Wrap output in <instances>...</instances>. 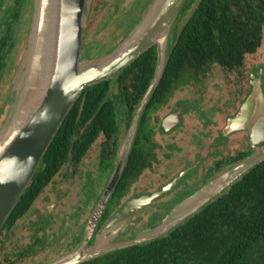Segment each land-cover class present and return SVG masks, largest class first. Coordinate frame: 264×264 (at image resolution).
Listing matches in <instances>:
<instances>
[{"label":"trees","instance_id":"trees-1","mask_svg":"<svg viewBox=\"0 0 264 264\" xmlns=\"http://www.w3.org/2000/svg\"><path fill=\"white\" fill-rule=\"evenodd\" d=\"M3 1L0 0V21L7 24V29L0 39V82L9 67L8 54L16 45L14 34L18 19L23 16L27 5L32 12L36 9L33 0H16L13 7L6 6ZM149 1L140 2V12L133 17L126 35L139 22L140 14ZM88 36L90 30L87 27L85 43ZM263 41L264 0L186 2L171 33L165 73L142 114L133 151L131 150L124 173L97 233L124 200L128 199L127 193L151 165L145 159L146 152L144 154L145 123L151 104L159 100L161 94L191 79L186 78L187 72L197 78V75L205 73L213 64H220L230 70L242 67L245 55L254 53ZM90 48L84 44L83 59L89 58ZM157 57V47L154 46L114 79L90 86L84 91L67 115L30 186L3 226L0 246L9 242L14 224L56 182L54 179L66 165L73 171L66 174L73 178L77 176L87 152L104 136L106 140L101 151L100 165H104L107 170L102 176V185H95L91 192H87L86 206L89 207L92 203L93 211L114 171L121 141L154 79ZM115 85L118 92H115ZM254 152L250 139L249 145L231 156L229 169ZM218 176L220 174L216 175ZM84 210L79 208L73 218L78 219ZM142 213L144 212L138 214V218ZM46 214L42 212L39 220L35 221L30 217V227L35 230L36 236L39 231H45L52 224L51 218ZM164 217L154 222L147 218L148 222L138 226L129 224L126 239L134 238ZM41 220L44 224L40 227ZM83 236L75 244H71L70 249L79 246ZM82 264H264V160L167 235L110 252Z\"/></svg>","mask_w":264,"mask_h":264},{"label":"water","instance_id":"water-1","mask_svg":"<svg viewBox=\"0 0 264 264\" xmlns=\"http://www.w3.org/2000/svg\"><path fill=\"white\" fill-rule=\"evenodd\" d=\"M187 1L153 0L143 17L112 52L101 59L90 60L83 59V48L92 1L49 0V24L42 30L43 0H38L27 61L23 63L24 78L19 83L22 88L14 102L13 121L8 123L0 136V232L84 91L90 86L114 79L154 46L158 52L154 79L133 116L114 171L86 223L83 240L78 248L50 264H82L116 250L163 237L264 160V92L261 84L253 83L249 97L225 127L228 132L249 131L255 149L252 155L191 195L188 202L181 204L180 210L169 213L134 238L117 240L131 220L168 193L186 171L160 190L125 201L97 233L126 168L142 114L165 73L169 39ZM183 109L175 115L179 116V123L183 118ZM11 129L15 134L5 145Z\"/></svg>","mask_w":264,"mask_h":264},{"label":"rangeland","instance_id":"rangeland-1","mask_svg":"<svg viewBox=\"0 0 264 264\" xmlns=\"http://www.w3.org/2000/svg\"><path fill=\"white\" fill-rule=\"evenodd\" d=\"M91 1V5L93 3L92 6L94 10L91 14V23L89 26L90 36H88L87 39V46L91 47L88 50L90 60H97L104 57V55H106L107 53L112 52L126 38L127 35L125 34V30L127 27L125 28V25L128 22L126 17H128L129 13H132V11H134V9L139 6L141 0ZM152 1L153 0H150L146 4L143 9L144 12H142L139 19L143 17L146 9L149 7ZM3 2H5L6 6L13 7L16 3V0H4ZM33 2H35L36 5L38 0H33ZM35 13L36 11L32 12V10L29 8V5H27V7H25L23 10V16L18 19V23L15 27L14 39L17 40L16 45L10 50V53L8 54V57L10 58L8 62L9 67L6 68L4 72V78L0 82V136L2 135V133H4V130L6 129L8 123H11L13 121L12 115L14 111V102L15 98L17 97L18 91L22 88L19 83H21L22 79L24 78L23 63L27 61ZM1 19L2 17H0V20ZM0 24L1 39V37L4 35V31L7 29V24L4 21H0ZM118 25H122V27L118 28ZM169 41H171V37ZM259 74L263 75V80L257 76ZM206 75L207 83H200V88L203 87V89L202 91H196L198 93L200 92V94L203 96L206 107L200 105L199 99L193 100V111L190 112L189 115L190 120H193V122L191 121L189 123H186V125L184 126L185 128L182 132V136L186 138L182 139L183 142H180L181 149H183V151L182 153H179L175 156L174 161L178 160V158L184 155L187 149V152L191 154L194 153L195 150H197V147L202 148V143L205 142L204 140L207 137V130L213 133V137L215 136L217 138V136L221 135L222 129L228 125L230 118L237 115L236 112L238 111V108L240 107L244 96L250 90L251 81L252 84H261L264 92V41L262 48H260L256 53L246 56L244 65L238 70L228 71L218 65H215L211 66L210 69L206 70V72L203 73V79ZM186 78L191 79H189L188 81L185 80V82L179 85V91L175 93V97H188L192 99L201 97V95L199 94H193L195 92V88L193 87L192 82L196 81V78H193L189 72L186 73ZM115 92H118L117 85H115ZM219 101H221L220 107L219 105H216ZM225 102L230 105L224 104ZM211 107L212 111H208L207 108L210 109ZM186 126L189 130L188 132L185 131ZM194 131L197 132V137L195 138L197 147L189 149L192 146V144L189 143L192 137L191 132ZM238 131L242 132L224 131L227 136H225L223 140H228V143L224 148H222L232 155L235 153V150L239 148H245L243 145L244 143H248L247 136H249V131L245 129H241ZM125 138H123L124 141ZM104 139L105 137L103 136L100 137L98 142L96 141L90 154L83 160L82 164L80 165V170L76 177L73 178L70 177V175L66 174L70 170L68 165H66L61 173L54 179L56 182L47 189V191L42 195V197L36 204L37 209L42 211L46 210L49 207L50 203L57 202L58 194L57 192H55V188H57L59 186L58 184L61 182V186H59V189L63 190L61 192H63L64 194L62 195V197H60L61 202L56 206L57 211L54 229L50 231V233L58 230L63 218H66V224L64 225L65 229L69 227L67 229L69 230L71 228L68 231L70 233H68L64 237V239L61 241V244H57L56 247L50 248L45 253L40 254L34 259L35 261H24L17 264H50L53 261L57 260L59 257L66 255L78 248L77 246L74 249H70L69 246L63 247V245L71 241V235L78 226L74 225L78 222L75 221L73 215L79 208H83L82 202L85 201L84 198L87 196V192L89 190V181L94 180L92 176H94V178L96 177L97 168L99 166L100 145ZM124 141H122V144L124 143ZM212 150L213 148H211V151ZM194 158L199 159L198 156ZM191 159H193V157H191ZM208 161L209 160H207L206 163ZM183 164L185 165L186 163ZM160 165L161 166L159 167H157L158 165H155L156 169H158V173L156 171L146 170L138 179V183L135 184L134 188L132 187L129 193H127L128 196L126 197L129 198L130 196H132V194L137 195L145 191H151L155 189L159 185V182L163 179V176L160 173L167 171L165 163ZM176 166L173 168V170L178 169L176 168ZM215 178L216 177H214L212 180H214ZM181 179H178L175 186L165 196L159 198V203L155 204L159 205L161 203L162 205L158 207H149L148 210L146 209L144 213H142V217H134L131 220V225L135 224L136 226H138L140 224H143L147 221L150 213L152 217L148 220L154 222L164 217L165 215L167 216L174 210H180L181 204H183L184 202H188L187 199L191 195L203 189L212 181L210 179H203L202 175L199 174L198 181L193 186L194 188L188 191L187 188H185L182 184H179ZM101 188L103 189V187ZM184 192L186 193L184 194ZM85 202L86 203L84 204V206L87 205V201ZM91 205L85 208L84 212L78 219L81 226H84L87 223L93 212L91 211ZM52 206L54 205L52 204L51 207ZM148 211L150 212L148 213ZM101 230L99 232H101ZM31 235H33V230L30 226L19 228L16 231V237L9 240L7 247H5L3 251H0V264H5L4 258L7 255H13L14 252H17L18 247H21L23 244L30 243L32 241ZM126 235L127 231L121 233L117 240L126 239L128 237ZM72 237L74 236L72 235ZM71 244H75V242L73 241Z\"/></svg>","mask_w":264,"mask_h":264},{"label":"flooded vegetation","instance_id":"flooded-vegetation-1","mask_svg":"<svg viewBox=\"0 0 264 264\" xmlns=\"http://www.w3.org/2000/svg\"><path fill=\"white\" fill-rule=\"evenodd\" d=\"M92 5H93V3H92ZM92 5H91L90 10H89L88 31H89V26L91 23V14L94 10ZM138 7H136L134 9V11H132V13H129L128 17H126V19L129 23L128 22L126 23L125 28L126 27L127 28L125 31H127L128 27L130 26V23L133 20V17L135 18L139 14L140 11L138 10ZM117 11H119V10H117ZM121 27H122V25H118V28H121ZM87 39H88V37L86 38L85 44H87ZM262 45L254 53H256L260 48H262ZM249 54H253V53H249ZM249 54H247V55H249ZM247 55H245V59H246ZM245 59H244V62H245ZM215 65H218V66H220L223 69L228 70V71H235V70H238L239 68H241V67H238L236 69L230 70L228 68L221 66L220 64H213L212 66H215ZM257 76L263 80L262 74H259ZM257 76H255V77H257ZM196 77H197L196 81L192 82L193 87L195 88L194 89L195 92L193 94L201 95L200 92L198 93L196 91H202L203 87L200 88L199 84L200 83H207V75L203 79V72H202V74H199ZM263 86H264V84H263ZM252 89H253V84L251 81L250 82V90L244 96V98L241 102V105L238 108V111L236 112V114L240 111L244 101L249 97L250 93L252 92ZM178 91H179V84L177 86H175L174 89H170V91H167L165 94H161L159 100H157L156 102L151 104V106L148 108L147 120L145 123L146 132H145V141L144 142L146 145L144 146V154L146 152L147 158H145V159H147L151 164L148 166L147 170L156 171L158 173V169H156L155 165H158L157 167H159V166H161L160 164L165 163L166 167H167V171L160 173L163 176V179H162V181L159 182V185L155 189H153L151 191L148 190V191H145V192L140 193V194L135 193L137 195L132 194V196H130L128 199L135 197V196H140L142 194L153 193L157 190H160L163 187H165L167 184L172 182L174 179L179 178V176L184 171H186V174L182 177L179 184H182L189 191L190 189L194 188L193 186L198 181L199 174L202 175L203 179H205V180L210 179L211 180L212 178L216 177L217 174L221 175V174H223V172H226L225 171L226 169L230 168L232 154H229L225 149H223L226 146V144L228 143L227 142L228 140H223V138L225 136H227V134L224 132L225 128L222 129L221 135L217 136V138L215 136L213 137V133H211L210 131L207 130V133H206L207 137L204 140L205 142L202 143L203 144L202 148H199L196 146L197 143L195 142V138L197 137V132L196 131L191 132L192 137H191L189 143H191L192 146L189 149H191L193 147H197V150H195L194 153L190 154L187 152L188 151V149H187L186 152L184 153V155H182L180 158H178V160L174 161L175 156L179 153H182V151H183V149H181L180 142H183L182 139L186 138V137L182 136V132L185 128L184 126L186 125V123H189L191 121L193 122V120H190V118H189L190 112L193 111V107H192L193 102H194L193 100L199 99L200 105L205 106V103H204L205 101L203 100L202 95H201V97L193 98V99L188 98V97H185V98L177 97L176 98L175 93H177ZM174 97H175V99H174ZM220 102L221 101H219L216 104V105H219V107H220ZM224 104L230 105V104H227V102H225ZM212 107L210 109L207 108V110L212 111ZM182 108H184L183 113H182L183 118H182V121L179 123V116H175V115H177V113H179V111H181ZM128 129H127L125 136L123 138L126 137ZM204 129H205V127H204ZM185 131L186 132L189 131L187 129V126H186ZM236 131L242 132V131H238V130H236ZM101 137H103V136H101ZM105 140H106V138L103 140V142L100 145L99 166L97 168L96 177L94 178V176H92V178L94 180L89 181V188L90 189L88 190V192L89 191L91 192L95 185H102L101 179H102V176H104V172H106V170H107V168L104 165H102V166L100 165L101 151L103 149V143ZM249 140H250V136H247V142L248 143H244L243 144L244 147L249 145ZM122 141H124V139H122ZM122 141H121V146H122ZM134 144H135V142H134ZM93 146L87 152L86 157L90 154L91 150L93 149ZM211 148H213L212 151H211ZM242 149L243 148H239L235 151H241ZM119 152H120V150H119ZM196 156H198L199 159H195L194 157H196ZM191 157H193V159H191ZM207 160H209V161L206 163ZM176 162H177V164H176ZM183 163H186V164L184 165ZM175 164L178 166H176ZM175 166L178 169L173 170V168ZM179 167H181V168H179ZM152 169H154V170H152ZM68 172L72 173L73 171L70 170ZM60 184H61V182L58 185L61 186ZM59 186L57 188H55V190H56L55 192H57V194H58L57 195L58 196L57 202L50 203L49 207L46 210L41 211V210L37 209L36 204L38 203V201L40 200V198L44 194L43 193L38 198V200L35 202L34 206L29 211H27V213L14 224V226L12 227V230L10 231L11 237L9 240L16 237V231L19 228L32 225V223H30V217H32L34 221L39 220V214H41L42 212L47 213L46 215L51 218V220H52L51 226L49 228H47L45 231H43V229H42V231H39L37 236L35 235V230H33V235H31L32 241L30 243L23 244L21 247H18V251L14 252L13 255H7L9 257L4 258L5 264H17V263H22L24 261L29 262L31 260H34L40 254L48 251V249L56 247L57 244H61L62 243L61 241L64 239V237L68 233H70L68 231L71 228L69 230H67L69 227L66 229L64 227V225L66 224V218L62 219V222H61L58 230H55V231H53V233H50V231H52L54 229L55 217H56V211H57L56 206L58 203L61 202L60 197H62V195L64 194L63 192H61L63 190L59 189ZM186 192H184V194ZM84 199H85V201H87L88 196H86ZM128 199H126L125 201H127ZM85 201L82 202V207L84 209L88 207V206H84V204L86 203ZM158 201H160V200L157 199L152 204L148 205L143 210V212L146 209L148 210V208L151 206L158 207V206L162 205L161 203L159 205H155L156 203H159ZM52 204L54 206L51 207ZM83 208H80V209H83ZM149 212L150 211H148V213ZM137 216H139V215H137ZM151 217L152 216L150 213L148 218H151ZM59 218H60V215H59ZM78 219H75V221H77L78 223H75L74 225H78V226L76 228L77 231L75 230L76 232L73 231V233H72V235L74 237H72V235H71V241L64 244L63 247H66V246L70 247V245L73 241L77 242L78 238L80 236L84 235V230H85L86 224L84 226H81ZM43 224H44L43 220H41V222L39 221L40 227ZM8 243L9 242L2 243V245L0 246V251H3L4 248L7 247ZM43 244H45V245L43 246ZM23 252H27V253L23 254ZM34 261H33V263H34Z\"/></svg>","mask_w":264,"mask_h":264},{"label":"bare ground","instance_id":"bare-ground-1","mask_svg":"<svg viewBox=\"0 0 264 264\" xmlns=\"http://www.w3.org/2000/svg\"><path fill=\"white\" fill-rule=\"evenodd\" d=\"M42 9L44 10V13H42V17H41V19H40V28L42 29V30H45L46 29V27L48 26V24H49V21H48V9H49V0H43V5H42ZM158 58V57H157ZM13 129H11L9 132V135H8V139H6L7 141L4 143L5 145H6V143L11 139V137L15 134L14 132V130L12 131ZM12 131V132H11ZM1 148H3V147H1Z\"/></svg>","mask_w":264,"mask_h":264}]
</instances>
